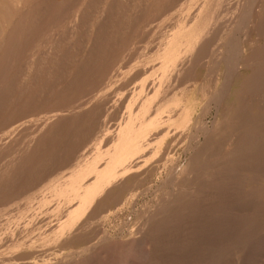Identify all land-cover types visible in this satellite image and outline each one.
Wrapping results in <instances>:
<instances>
[{
  "label": "rangeland",
  "instance_id": "1",
  "mask_svg": "<svg viewBox=\"0 0 264 264\" xmlns=\"http://www.w3.org/2000/svg\"><path fill=\"white\" fill-rule=\"evenodd\" d=\"M197 1L203 3L204 0H58V2L57 0H0V34L2 33L0 35V264H39L41 262H45L43 264H63L64 255L93 245L94 242L99 241V237L102 239L103 233L107 229L110 236L108 238L110 241L107 239V242L110 243H107L108 255L99 251V254L96 253L93 259L80 261L77 264L132 263L133 257L131 255L133 252L131 246H128L130 239L124 237L128 234L127 230L132 229L140 221L146 203L161 195L158 191L157 194L153 191L145 192L147 197L144 196V192L137 196L138 193L156 183L160 186L161 181L168 176L166 173H170L166 170L167 167L171 171L175 170L176 167H183L189 157L188 154L184 153V149L189 144L190 132L182 135L181 128L178 129L181 119V111L179 110H181L180 104H182L180 103L182 94L178 89L177 92L175 91L176 97H178L172 100L176 105L170 112L165 111L172 104L166 99L167 83L169 84L170 80L174 79L177 85L183 76L181 77L180 74L179 77L178 74H175L174 76L179 78H168L169 81H165V79L168 71L175 64L172 57H174L173 55L183 40L186 26L191 23L189 28L193 30L194 25L200 23L205 16L204 10H202L197 14L198 16L196 15L197 17L190 15L189 19L196 23L192 21L188 23L189 20H187L188 22L185 20L184 23L182 20L184 18L182 9L183 12L186 9L189 10ZM186 6L188 7L185 8ZM179 12H181V17L180 15L178 17ZM226 15L228 16V14ZM181 20L183 24H180ZM48 25L49 28H47ZM182 25L185 27L184 30ZM43 51H46V55ZM68 55L70 56L69 59H67ZM147 67H151V70L146 71ZM143 68L146 70L142 71ZM206 69L207 67L203 64L196 68L193 67L189 71L190 78H193L192 91L203 79L208 80L210 89L215 87L213 91L221 88L223 67L213 69L215 75L218 73L216 76L212 71ZM138 71L139 74L141 73L139 77ZM206 73L209 75L206 76ZM153 78L155 82H153ZM178 79L179 81H177ZM151 80L152 85L149 82ZM99 81L102 83L99 84ZM9 82L10 84H8ZM91 82L98 84H91ZM97 87L99 88L96 89ZM152 87L153 89H151ZM236 87L237 83H234L233 88ZM130 88L132 90H129ZM164 88L166 92L163 91ZM70 96L77 100L69 103L72 101ZM62 99H65L64 103ZM234 99H236L234 96L229 95L225 100L227 104L224 102V105L234 107ZM67 106H69V110L65 109ZM104 107L108 110H105ZM154 107L157 109L153 110ZM101 109L105 111L102 110L101 112ZM200 109L196 110L198 112L195 113L201 112ZM208 112L205 121L210 126L215 117L214 107ZM57 113L59 115L66 113L67 115L59 117ZM96 114L97 116L99 114V117L102 116V120ZM126 115L128 116L126 117L127 120ZM49 116H52V119ZM66 116L68 118L64 120ZM147 116L149 117L147 118ZM47 119L48 123L52 124L51 126L46 123ZM151 121L152 125H149ZM92 122L97 124H95L96 128ZM100 122L102 125L99 124ZM105 128L108 129L107 134ZM109 128L114 130L113 134ZM101 130L103 133L105 132L104 139L107 142L102 138ZM163 130L165 131L163 134H167L165 137L161 133ZM86 131V135L90 132L89 136L85 135L89 139L83 136ZM52 134L54 136H51ZM114 134L115 137H113ZM109 135L112 136V140H109ZM79 142H81L82 147L78 144ZM94 143L99 144L97 148L100 150L95 148ZM55 146L57 149L54 148ZM71 148L75 149L74 153ZM91 150L93 151L92 154ZM147 150H151L150 154L146 152ZM69 151H72L73 154ZM165 161L167 164L164 163ZM131 162L132 165H128ZM82 163L83 165H81ZM134 170L138 172L136 173ZM122 173L126 175L123 180L127 187L123 188L125 191L121 190L122 193L118 191L120 192V194L117 193L121 197L120 199L118 195L119 198L115 195L119 190L118 187L113 186ZM61 178L62 182L59 181ZM192 181H195V178ZM28 182L31 183L30 186ZM64 183L66 184L64 185ZM129 187L131 190H126ZM103 190H106L107 194L105 200V197L99 196L102 201L104 200L101 202L98 200L100 199L98 195H102L100 192L105 194L106 192ZM110 192L115 195V198L108 195ZM134 192L137 193L134 194ZM104 194L103 196H105ZM110 198L115 202L112 203ZM93 205H96L94 207L97 209L93 208ZM147 206L149 205L147 204ZM90 208L93 210H90L89 213L91 214L88 215ZM85 216L87 217L85 218ZM97 216L98 218H96ZM79 220L85 224H81ZM87 223L85 229L84 226ZM76 225H80L79 229L75 228ZM72 231L73 233H71ZM74 232L76 233L74 234ZM70 233L74 234V237ZM12 236L15 238L13 239ZM66 237H69L71 241L75 240L71 242ZM121 237L123 238L120 239ZM58 241L60 243L56 245ZM122 242H124L123 245L120 244ZM76 260L73 259L72 264H75Z\"/></svg>",
  "mask_w": 264,
  "mask_h": 264
},
{
  "label": "bare ground",
  "instance_id": "2",
  "mask_svg": "<svg viewBox=\"0 0 264 264\" xmlns=\"http://www.w3.org/2000/svg\"><path fill=\"white\" fill-rule=\"evenodd\" d=\"M57 2H58V0H57ZM139 2H141V1H139ZM140 6H141V4H140ZM158 6H159V4H158ZM187 7L188 6H186L185 8H187ZM202 10H204L205 16H204V18L202 17L203 20L200 21V23L197 24L194 20L189 19L190 15L197 17L198 16L197 14L199 12H201ZM33 13H34V11H33ZM180 13L181 12H179L178 17L180 15ZM226 14H228V16ZM229 14H230V16H229ZM182 15L185 18V19L184 18L182 19V20H184V23H185V20H186V22H188L187 20H189L188 23H190V21H192L193 23L195 22L196 24L194 25L193 30H191L189 28V25L191 23L188 24L187 26L185 25L186 28L183 27L184 25H182V27H183L182 29L184 30V28H185L183 40L180 43V46L176 50L175 54L173 55L174 57H172L175 60L174 61L175 64L171 67L172 69L169 68L170 71H168V75H167L165 81L166 80L169 81V79H172L173 77L175 78L176 77V76H174L175 74L176 75L178 74L179 77L181 74V77L183 76V78L180 81H179V79L177 80V81H179L177 83V85H176V82L174 81V79L170 80L171 82H169V84L167 83L168 92H167L166 99L168 101H170L172 104L169 105L165 109V111L170 112L173 109V107L176 105L175 103H173L172 100L178 97V96L176 97L177 94H175V91L178 89L180 94H182V100L180 101V103H182V104H180L181 110H179V111H181V113H180L181 119L179 121L178 129L181 128L180 130H182V132H183V133L181 132L182 135L184 133L188 134V132H190L191 136L189 135L190 137H188L189 144L184 149V153L188 154L189 157L186 159L187 163L185 165L183 164L184 165L183 167H180V166L176 167V168L174 167L175 170H173V171H171L167 167L166 170L170 171V173L169 174L166 173V175H168L167 177L163 175L164 177H166V179L161 181L160 186L157 185L158 183H156L154 185H150L147 188H144L143 190H140V192L138 193L137 196H139L140 193L144 192V194H145V192L147 193L149 191L150 192L153 191L154 193L156 192V194H157V191H158V192H160L161 195H159L156 199H154V200L151 199L150 202L148 201V203H146L144 210L140 216V221L137 224H135L133 226V228L130 226L132 229L127 230L128 234H126V237H124V238L130 239V240H128V242H129L128 246H131V250L133 252L131 255V257H133V259H131V260H133V261H132V263L131 262H129V263L130 264H264V0H204L203 3H201L200 1H197L195 3V5L193 7L191 6V8L189 10L186 9L183 12V9H182ZM82 16H84V15H82ZM180 17H181V15H180ZM191 18L197 19L194 17H191ZM179 19H181V18H179ZM52 20H53V18H52ZM182 20H181L180 24L181 23L183 24ZM116 27H118V26H116ZM47 28H49V25ZM105 30H107V29H105ZM114 36H116V35H114ZM171 36H173V35H171ZM123 38H125V37H123ZM180 39H182V38H180ZM179 42H180V40H179ZM48 49L51 50V48H48ZM56 50H57V48H56ZM101 51H102V49H101ZM57 54H59V53H57ZM45 55H46V53H45ZM99 55H100V53H99ZM69 58H70V56L67 59H69ZM84 58H85V56H84ZM31 62H33V61H31ZM104 62H106V61H104ZM203 64L205 65V67H207L206 70L212 71V72H213V69L215 70V68H220L221 66L223 67V76L221 75L223 77V82H222L221 88H219L218 90L213 91V89L215 87L214 88L211 87L212 89H210V87L207 83L208 80L205 81L204 79L196 85V87L194 88L193 91L191 90V84L193 82V78H190V72L189 71L193 67L196 68L199 65H203ZM73 65H74V63H73ZM91 65H92V63H91ZM216 66H218V67H216ZM5 68H6V66H5ZM148 68L149 67H147V70L144 69L142 71H145V70L150 71L151 67L149 69ZM177 70H178V72H177ZM137 73L139 74V71ZM213 73L215 75V71ZM140 74L138 75V77L141 76ZM20 75H22V74H20ZM205 75L207 76L209 74L206 73ZM105 76H108V75H105ZM22 77H24V76L22 75ZM108 77H110V76H108ZM154 77L156 78V76H154ZM179 77H176V79ZM203 78H204V76H203ZM89 80H91V79H89ZM133 80H134V78H133ZM154 80L155 79L153 78V82H155ZM236 80H237V82H236ZM149 82L151 85L153 84L152 80ZM92 83L96 84L97 82L96 83L91 82V84ZM101 83L99 81V84H101ZM234 83H237L236 88H233ZM8 84H10V82ZM131 85H129V86H131ZM129 86H128V88H129ZM4 87H6V86H4ZM149 87H151V86L149 85ZM98 88L99 87H97L96 89H98ZM101 88H105V87H101ZM165 88H166V86H165ZM165 88L163 91H165ZM151 89H153V87ZM84 90L87 91V89H84ZM129 90H132V89L130 88ZM87 92H89V91H87ZM165 92H161V93H165ZM127 94H129V92H127ZM149 94H151V93L149 92ZM162 95H164V94H162ZM229 95L234 96V98H236V99H234L235 101L233 103L234 107H228L229 105L228 106L224 105V102L226 103L225 100H226V98H228ZM143 97H142V100H143ZM73 98H72V101H70L69 103L75 102V100H77L76 98H74V99ZM127 99H128V97H127ZM127 99H126V101H127ZM64 100L62 99L63 103H64ZM68 100H70V99H68ZM160 100H163V99H160ZM177 100H174V101L176 102ZM228 102L230 103L231 101H228ZM63 103H61V104H63ZM65 103H66V101H65ZM67 105H68V103H67ZM162 105H163V103H162ZM69 106H67L66 108L64 107V108L69 110ZM75 106H77V105H75ZM93 107H94V105H93ZM156 107H158V106H156ZM213 107L215 109V117H214V120L211 122V125L209 126V124L205 121V116L207 113H209L208 112L209 110L213 109ZM89 108H87V109H89ZM104 109H105V107H104ZM104 109H101V112H102V110L103 111L108 110L107 108L105 110ZM156 109L154 107L153 110H156ZM198 109H200L201 112L196 114L195 112H198V111H196ZM76 111L78 112V110H76ZM151 113H152V111H151ZM154 113H155V111L152 114L153 116H154ZM65 114L66 113H64V114L61 113L59 115L57 113V115L59 117H61L63 115L65 116ZM85 114H87V113H85ZM80 115H81V113H80ZM102 115H104V114H102ZM212 115H214V114H212ZM68 116L64 117V120L65 119L67 120ZM96 116H97V114H96ZM100 116H101V114H100ZM149 116H151V115H149ZM149 116H147V118ZM49 117H51V119H52V116H49ZM59 117H57V118L59 119ZM97 117H99V114ZM101 117H99V118L102 120L103 117L102 118ZM126 117H128V116L126 115L125 118ZM176 117H178V116L176 115ZM51 119H49V120H51ZM100 119L99 120L97 119V120L101 121ZM7 120H8V118H7ZM60 120H63V119L60 118ZM123 120L126 121L127 118H126V120L125 119H123ZM152 121H151V123H149V125H152ZM144 122H146V121H144ZM177 122H178V120H177ZM43 123H45V122L43 121ZM46 123H48V119H47ZM52 123H53V121H52ZM60 123H62V122H60ZM93 123L94 122H92V125L94 126V128H96L97 127V126H95L96 123H94V124ZM103 123H105V122H103ZM45 124H44V126H45ZM48 124H46V125L49 127L50 124L49 125ZM89 124L91 126V122ZM99 124L102 125V122H100ZM155 126H156V124H155ZM190 126H191V128H190ZM159 127H161V126H159ZM162 127H163V125H162ZM106 128H107V125H106ZM106 128H105V130H107L106 131V134H107L108 129H106ZM46 129L51 131L49 128H46ZM116 129H118V128H116ZM116 129H115V134H116ZM87 130H89V129H87ZM110 130H109V132H110ZM45 131L47 132V130H45ZM91 131H92V129H91ZM101 131L103 133V130H101ZM113 131L111 132L112 134L114 133ZM53 132H55V131H53ZM58 132H59V130L57 131V133ZM164 132L165 131L163 130L161 133L165 137V136H167V134H163ZM86 133H87V131L85 132L84 135L83 134L82 135L85 137ZM147 133H148V131H147ZM54 134H52L51 136H54ZM88 134L90 135V132ZM93 134H95V133H93ZM115 134L113 137L116 136ZM169 134H171V133H169ZM82 135H81V137H82ZM98 135H99V133H98ZM104 135H105V132L103 133V136H102L103 139H104ZM57 136H55V137H57ZM171 136H172V134H171ZM84 137H82V138H84ZM99 137H100V135H99ZM111 137L112 136H110L109 140L110 139L112 140ZM85 138H87V137H85ZM102 138H101V141L103 140ZM87 139H89V138H87ZM105 140L106 139H104V141ZM83 142H84V140H83ZM106 142H107V140H106ZM80 143L81 142H79L78 144H80ZM70 144H72V143H70ZM98 145L99 144H95V148H97ZM80 146H81V144H80ZM57 147H59V146H57ZM70 147H72V146H70ZM81 147H80V149H81ZM54 148H56V146ZM71 149H73V148H71ZM75 149H76V146H75ZM75 149H73V153H74ZM97 150H100V149L97 148ZM42 151H44V150H42ZM55 151L56 150L54 149V152ZM150 151L147 150L146 152L147 153L149 152V154H150ZM64 152H66V151H64ZM90 152H91V154L93 153L92 150ZM90 152H88V153H90ZM70 153H72V151ZM101 153H102V151H101ZM144 154H145V152H144ZM144 154H143V156H144ZM68 157L70 158V156H68ZM139 157H140V155H139ZM56 158L57 157H55V159ZM86 159H87V157H86ZM90 159H91V157H90ZM65 160L67 161V159H65ZM157 161H158V159H157ZM167 161H168V159H167ZM167 161H165L164 163H166ZM55 162H57V161H55ZM59 162H60V160H59ZM62 163H65V162L62 161ZM138 163L140 164V162H138ZM174 163H176V161ZM56 164H59V163H56ZM133 164H134V162H133ZM176 164H178V163H176ZM81 165H83V163ZM128 165H132V162L129 163ZM77 166H78V164H77ZM147 166H149V165H147ZM125 167H127V166H125ZM135 167H138V166L135 165ZM77 168H79V167H77ZM36 169H37V167H36ZM159 170H161V169H159ZM166 170H164V171H166ZM134 172L137 173L138 171L134 170ZM142 173H144V172H142ZM77 175H78V173H77ZM157 175H159V173ZM69 176H71V175H69ZM125 176L126 175L122 173L118 177V181H115L116 182L115 185H117V186L114 185L113 187H118L117 189H119V190H117V192L115 194L116 197H117V195L119 196L121 190L125 191V189H123L126 186V184H124V180H123L125 178ZM66 177H67V174H66ZM74 177H75V175H74ZM139 177H140V175H139ZM63 178H65V177H63ZM193 178H195V181H192ZM67 179H69V178H67ZM61 180H62V178L59 181H61ZM65 181H66V179H65ZM88 181H90V180H88ZM15 182H16V180H15ZM86 183H88V182H86ZM139 183L141 184V182H139ZM65 184L66 183H64V185ZM26 185H28V184H26ZM30 185H31V183H29V186ZM106 185H108V184H106ZM29 186H28V188H29ZM113 187L111 186L112 190H113ZM131 188L133 189V186H131ZM31 189H32V187H31ZM57 189H58V187H57ZM128 189L131 190L130 187L127 188L126 190H128ZM28 191H30V190H28ZM44 191H43V193L46 192V191L45 192ZM51 191H52V189H51ZM118 191H120V192H118ZM103 192H106V190H103ZM111 192L108 195H110L111 198L113 196L115 198V195L114 194L112 195ZM100 193L102 195H98V197L99 196H102L103 198L105 197L104 198V200H105L107 192L105 194L102 192H100ZM117 193H119V194H117ZM136 193L134 192V194H136ZM103 194L105 196H103ZM127 194H129V193H127ZM35 195H37V194H35ZM144 196H146V194ZM39 197H41V196H39ZM52 197H53V194H52ZM119 197H117V198H119ZM120 199H121V197H120ZM39 200H41V199H39ZM42 200H45V199H42ZM98 200H101V202L104 201V200L102 201L101 198ZM33 201H34V199H33ZM76 202H78V201H76ZM111 202L114 203L115 201L113 202V199H111ZM100 203H99V205H100ZM105 203H107V202H105ZM115 204H117V203H115ZM147 204L149 206H147ZM99 205H97V206H99ZM94 206H96V205H93V208L97 209ZM104 206H106V205H104ZM71 207H73V206H71ZM107 207L109 208L110 206H107ZM99 208H102V207H99ZM90 210H93V209H91V208L89 209V211L87 213L88 215L91 214V213H89ZM101 210H100V212H101ZM65 212L68 213V211H65ZM97 212L99 213V210ZM67 213L65 214V216L67 215ZM94 214H96V213H94ZM99 215H100V213H99ZM87 216H85V218ZM90 217H88V218H90ZM96 218H98V216ZM60 220H62V219H60ZM94 222H96V221H94ZM80 223H81V221H80ZM82 223H84V222H82ZM40 225H42V224H40ZM87 225H88V223L86 224V226H84L85 229L87 228ZM79 226H77L75 228L79 229ZM120 228H122V227H120ZM74 230H76V229H74ZM16 232H19V231H16ZM76 232H77V230H76ZM76 232H74V234ZM80 232H81V230H80ZM122 232H124V231H122ZM71 233H73V231ZM74 234H71V236L74 237ZM29 235H30V233H29ZM109 237L110 236H109V232L107 229V231H105L103 233L102 239H101V237H99L100 238L99 241L94 242L93 245L91 244V246H88V247L81 249V250H77V252L67 253L66 256L64 255L63 264H72L73 259L74 260L77 259L75 264H77V262H80V261L84 262L85 260L87 261L89 259H93L96 255V253L99 254V251H101L100 253H102V254L108 255L107 249H109V248L107 247L108 246L107 245V243H108L107 239ZM7 238H5V239H7ZM12 238H13V236H12ZM66 238H68L70 240L69 237H66ZM122 238L123 237H121L120 239H122ZM73 240H75V239H73ZM49 241H51V240H49ZM59 241H58V243H56V245L61 242V241L60 242ZM70 241H67V242H70ZM102 241H103V245H102ZM108 244H110V243H108ZM120 244L123 245L124 242H122ZM21 249H23V248H21ZM49 250H51V249H49ZM125 257H127V256H125ZM51 258H52V256H51ZM34 261H36V260L34 259ZM41 263H39V264H41ZM43 263H45V262H43Z\"/></svg>",
  "mask_w": 264,
  "mask_h": 264
}]
</instances>
